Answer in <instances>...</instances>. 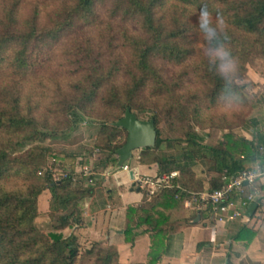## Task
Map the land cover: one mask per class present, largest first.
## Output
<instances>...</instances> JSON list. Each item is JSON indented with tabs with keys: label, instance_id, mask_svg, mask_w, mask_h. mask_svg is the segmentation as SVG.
<instances>
[{
	"label": "trees",
	"instance_id": "1",
	"mask_svg": "<svg viewBox=\"0 0 264 264\" xmlns=\"http://www.w3.org/2000/svg\"><path fill=\"white\" fill-rule=\"evenodd\" d=\"M22 5L21 0H0V264H76L80 247L61 231L79 223L80 203L93 186L73 180L74 167L55 180L42 171L51 151L32 146L55 138L71 122L70 114L76 120L99 118L96 163L112 156V165L127 138L114 124L127 109L137 118L150 114L155 144L140 153V162L158 164L159 175L178 172L174 183L187 193L219 189L223 171L234 175L262 158V146L235 129L247 124L249 113L245 85L236 80L246 73L250 56L264 60V0H34L25 15ZM204 14L228 25V45L239 67L227 76L219 73V61L212 63L209 51L221 41L206 42L198 31ZM58 53L70 59L63 71L70 80L65 88L55 82L57 96L41 110L24 86ZM223 105L232 106L231 115L215 114ZM204 114L210 127L227 131L215 145L196 131L208 128ZM161 123L177 137L163 139ZM123 132L125 139L117 143ZM258 140L264 143V134ZM172 141L181 154L159 157L156 152ZM206 159L217 173L207 188L193 172ZM45 191L51 196L48 217L55 224L49 233L35 223ZM178 193L162 190L129 208L136 225L124 230L126 241L132 244L139 235L134 230L142 226L153 233L145 264L161 261L169 212L189 197L183 193L176 199ZM253 236L243 226L235 241L248 243ZM85 255H94V264H121L114 246L93 244ZM226 264H232L229 257Z\"/></svg>",
	"mask_w": 264,
	"mask_h": 264
},
{
	"label": "crops",
	"instance_id": "2",
	"mask_svg": "<svg viewBox=\"0 0 264 264\" xmlns=\"http://www.w3.org/2000/svg\"><path fill=\"white\" fill-rule=\"evenodd\" d=\"M246 76L254 83H264V78L259 73L256 75L252 69L247 72ZM256 105L259 111L264 112V94L259 96ZM262 122L264 123L262 117L252 116L240 129L241 134L238 133V135L248 141H253L256 146L258 144L262 146L263 152L259 151V153L264 156V143L258 140V135L264 134ZM143 150L134 151L131 159L126 162L132 168L131 172L110 174L96 180L95 185L91 187V195L85 197L80 203L82 216L79 223L62 230L64 237L73 236L78 246L85 247V249L89 247L87 250L93 244H99L104 248L114 246L118 251L121 264L146 263L153 242V233L146 232V226L134 230L139 235L132 244L126 241L124 235V230L136 225V216L129 212V208L140 206L144 199L147 201L151 199L146 195L145 190L132 182L133 174L150 177L159 175L158 164L140 162V153ZM263 156L247 162L246 168H259L264 174ZM112 159V156H109L103 163H95V171L113 173L118 160L114 156L116 162L112 165ZM208 175L217 176L213 165H210L208 172L205 171L200 178L196 175L206 188L210 183L209 179L214 178H207ZM80 181L83 182L81 186L86 188L85 182ZM262 181H264V176L259 177L254 184L246 186L247 193L253 194L257 207L249 223L233 222L218 234L209 228L206 213H201L199 220L194 222L198 216L194 210L186 207L183 202L178 203L170 210L169 220L163 228L165 237L162 241L165 248L159 264H226L228 257L231 262H234V259L246 258L253 263L264 264V182ZM50 198L48 191L43 192L38 198L40 215L47 212L48 216ZM44 202H46V210L42 209ZM243 226L254 233L248 243L235 241L236 235ZM213 241H218L217 245ZM214 246L219 250L209 255L207 249Z\"/></svg>",
	"mask_w": 264,
	"mask_h": 264
},
{
	"label": "rangeland",
	"instance_id": "3",
	"mask_svg": "<svg viewBox=\"0 0 264 264\" xmlns=\"http://www.w3.org/2000/svg\"><path fill=\"white\" fill-rule=\"evenodd\" d=\"M21 1L23 4L22 6L25 7V10L23 11V15H25V11L28 8L29 3L33 2L34 0ZM42 16H44V14ZM56 56V58L48 61L49 63L46 65L43 72H40L37 76L31 78V80H29L24 86V93L29 94L30 99L32 101H38L41 105V110H43L45 106L50 103V100L53 99V97L57 96L55 95V88H53L55 82L59 81L61 87L65 88L66 84L70 80L63 74V71L66 68L65 63L70 59H63L60 53H58ZM245 67L247 69L246 73L240 78V80H236V83L240 85H245L243 95L247 99L248 103L247 105L249 113L246 115L247 119L249 121L252 116L257 115V117H262V119L264 120V112L259 111V107L258 105H256L259 96L264 94V83H254L252 80H248L246 76L247 72L252 69L256 75L257 73H259L264 78V60L261 59L259 56L252 55L249 59H247ZM54 79L56 80L54 81ZM231 107L232 106L230 105H223L217 111H215V114L217 115L219 113H226L231 115L233 111ZM149 115L150 114L148 113L139 114L138 119L148 120V118L150 117ZM203 116L204 117L202 119L205 122L206 128H208L203 131H200L198 128H196V131L203 137H207L205 139V142L207 144L215 145L216 143L221 141L222 135L227 131L217 129L215 127H210L207 122L209 116H207V114H204ZM69 119L71 121L69 125L62 127V129H59L54 136L55 138L46 139L43 142H36L32 144V146L44 147L51 151L47 154L46 162L42 171H45L49 166L53 170L57 168H73L76 166L77 162L79 163L78 166H82L86 163L88 168H92L95 165L98 156L96 155L92 157V154L88 155V153L89 150L92 149V147L94 149L97 148L95 147V139L97 137L98 125L100 124L99 118L97 116H93V118L83 116V119L76 120L75 116L70 114ZM261 126H264L263 122L261 123ZM159 128L162 132L163 139H174L177 137V134L168 131L164 123H161L159 125ZM241 128L242 127L235 129V133L241 134ZM125 137L126 133L123 132L120 139H118L117 143H122ZM94 149L92 150L94 151ZM156 153L159 157L178 156L181 154V150L177 147L176 143L172 141L165 142ZM100 154L101 152L99 153V155ZM75 155L77 157L74 159L72 156ZM210 165L213 164L207 159L199 160L197 164L193 167V172L195 176L197 175L198 178H200L201 174L204 175L205 171L208 172ZM42 175L43 174L38 175V177H42ZM210 177L212 178L214 176H207V178ZM198 178L196 177V179ZM79 180H82V178H80ZM8 187V189H12V187L14 186L9 185ZM45 207L46 202L42 203V209L44 208L46 210ZM46 213L47 212H43L41 215L39 214V216L35 220L38 229L43 233H49L50 231H52V227L55 225L54 222H51L50 218L47 216ZM214 243L215 245H217L218 241H215ZM220 243H224V241H220ZM88 248H80L76 264H94L95 256L85 255V251H87ZM218 250L219 248L217 249V247L215 246L207 249L209 255L211 252L216 253ZM233 261L234 262H232V264H261L253 263L246 258L240 260L234 259Z\"/></svg>",
	"mask_w": 264,
	"mask_h": 264
},
{
	"label": "built area",
	"instance_id": "4",
	"mask_svg": "<svg viewBox=\"0 0 264 264\" xmlns=\"http://www.w3.org/2000/svg\"><path fill=\"white\" fill-rule=\"evenodd\" d=\"M259 151L262 152L263 148L259 147ZM99 153L100 151L98 149H94L92 151V157L96 155L99 157ZM239 158L241 160L244 159L243 156ZM78 164L77 162L73 169V180L82 178L87 186H94L96 180L104 176L129 173L132 171V168L127 163H124L121 167L117 165L113 173L110 171L98 173L95 171L94 166L88 168L86 163L82 166H78ZM46 170L52 174L55 180L65 178L70 173L69 169L57 168L53 170L50 166ZM257 173L262 174L259 168H245L234 175H228L226 171H223L220 175L222 186L219 189L200 193H187L180 186L176 185L174 181L179 177L178 172H171L168 175H156L154 177L137 173L133 174L132 172V182L138 185L139 188L145 190L148 197H152L162 190L171 189L179 190V193L175 195L176 199H179L181 194L186 193L189 197L185 198L182 202L185 203L186 207L192 208L198 216L201 213H206L209 228L215 234H218L233 222L241 221L243 223H249L250 218L246 216V211L250 204L255 202V198L253 194L247 193L245 188L246 186L254 184L261 177Z\"/></svg>",
	"mask_w": 264,
	"mask_h": 264
},
{
	"label": "water",
	"instance_id": "5",
	"mask_svg": "<svg viewBox=\"0 0 264 264\" xmlns=\"http://www.w3.org/2000/svg\"><path fill=\"white\" fill-rule=\"evenodd\" d=\"M114 126L124 129L127 133L125 144L116 151L118 167H121L131 159L134 151L150 148L155 144L156 133L153 121L138 119L129 109L126 110L122 119L116 122ZM256 208L255 203L250 204L246 211V216L251 218ZM198 220L199 216L196 217L194 222Z\"/></svg>",
	"mask_w": 264,
	"mask_h": 264
},
{
	"label": "clouds",
	"instance_id": "6",
	"mask_svg": "<svg viewBox=\"0 0 264 264\" xmlns=\"http://www.w3.org/2000/svg\"><path fill=\"white\" fill-rule=\"evenodd\" d=\"M228 25L222 18L215 20L207 14L201 15L198 21V31L206 42L221 41L218 47L210 49L212 63L219 61L218 71L221 75L227 76L236 71L239 67L238 59L232 55L228 41L230 37L227 34ZM264 176V174L257 173ZM264 182V181H262Z\"/></svg>",
	"mask_w": 264,
	"mask_h": 264
}]
</instances>
